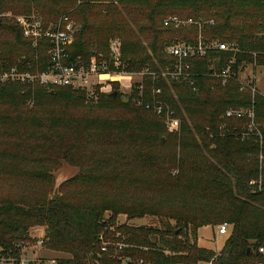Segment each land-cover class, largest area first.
Segmentation results:
<instances>
[{
	"label": "trees",
	"instance_id": "1",
	"mask_svg": "<svg viewBox=\"0 0 264 264\" xmlns=\"http://www.w3.org/2000/svg\"><path fill=\"white\" fill-rule=\"evenodd\" d=\"M21 16L45 28L63 17L79 25L67 64L81 56L115 70L111 42L118 40V71L149 74L127 103L97 89L94 110H122L115 119L79 116L92 99L85 90L0 85V105L14 111L0 116V179L45 189L0 200L3 248L18 254L41 226L44 246L66 255L57 264H264V252L247 254L264 249V97L241 92L233 79L223 86L215 76L228 66L238 75L264 67V0H0V73L51 66L50 40L34 45L24 37ZM173 18L193 23L177 27ZM200 38L236 43L240 52L211 49L190 58L193 86L153 75L175 64L169 45ZM31 99L39 114L27 109ZM159 104L181 119L180 134L168 132L154 112ZM252 107L262 140L247 117H223L229 108ZM63 163L78 174L50 197ZM148 216L157 223H133ZM224 223L230 227L220 252L199 246L202 228Z\"/></svg>",
	"mask_w": 264,
	"mask_h": 264
},
{
	"label": "built area",
	"instance_id": "2",
	"mask_svg": "<svg viewBox=\"0 0 264 264\" xmlns=\"http://www.w3.org/2000/svg\"><path fill=\"white\" fill-rule=\"evenodd\" d=\"M17 22L23 31L24 37L33 40L34 45L40 39L50 40L52 46L49 50V60L51 66L47 70L37 71L35 73L20 72V70L15 67L9 71L0 73V85L6 83H20L25 82L27 84H37L42 87L51 89L55 87H71L75 90H85L90 97H94L98 90L103 91V86L109 84L108 82L114 84L118 83L123 87H131V82L133 79V74L127 72L118 71L120 66V47L121 44L118 40L111 42V54L112 61L115 70H111L109 64L106 61L98 63L95 59L91 61L90 64H85L83 58L78 56L75 63L67 64L68 60V49L73 44L75 33L77 32V27L75 23L68 17H63L59 20L56 25L49 26L45 28L41 21L28 17H18ZM173 22L177 27L181 25L192 24V21H181L178 18H173ZM219 50L223 52H228L232 54H237L240 49L236 43H206L200 40L194 44L186 43H172L166 48V53L168 56L175 59V64L173 67H167L159 75L153 74L156 78L162 77L172 82L180 83H190L193 86L191 79L190 65L188 60L192 57H204L208 50ZM234 60L230 62L233 64ZM256 65L252 66L253 73L250 77H247L249 83H241L240 75L234 73L230 66L223 70L221 73L215 76L221 79L222 85L226 86L230 80H236L240 83L241 92H246L250 90L255 96L257 94L264 97V83L261 82V78L257 77V70L260 67L254 69ZM149 74L147 71L142 72L140 75L144 77ZM262 87V89H260ZM150 109V105L147 106ZM158 115L165 113L164 106L159 104L154 108ZM167 113V112H166ZM173 113L169 110L168 114ZM171 116V115H169ZM224 118H243L247 117L250 120L251 130L258 138L263 139L261 132L257 130L255 125V112L254 107L250 109L246 108H229L225 111ZM170 129L176 130L180 127L178 120H173L169 125ZM264 127V126H263ZM257 182L252 181L250 185L255 186ZM261 184V182H260ZM229 224L224 223L219 226L218 234L227 235L229 230ZM44 246V238L41 240H32L29 242H24L18 245V254H14L11 251L6 250L0 244V264H57L56 259L42 260L37 257H31L29 254ZM105 251L106 249L103 248ZM263 253L264 249H260Z\"/></svg>",
	"mask_w": 264,
	"mask_h": 264
},
{
	"label": "rangeland",
	"instance_id": "3",
	"mask_svg": "<svg viewBox=\"0 0 264 264\" xmlns=\"http://www.w3.org/2000/svg\"><path fill=\"white\" fill-rule=\"evenodd\" d=\"M74 22V21H73ZM76 27L78 28L79 25H77L75 23ZM264 34V30L262 31V33H260L259 35ZM120 56H121V52H120ZM120 62V59H119ZM253 73L252 71V66H249L248 69L241 75H240V82L241 83H249V81H247V77L249 78L250 75ZM257 77L261 78V82L264 83V67L260 68L259 70H257ZM136 79L133 78L132 82H131V87L126 88L123 87L122 85H119V91H118V96H123V98H128L127 96L132 92V90L134 89ZM20 83H24L27 84L25 82H20ZM109 84H106L103 86V93H109L111 94L114 91V84L108 82ZM239 83V82H238ZM240 84V83H239ZM141 89V88H140ZM260 89H262V87H260ZM116 91V90H115ZM158 93H160V91H157ZM27 109L30 111H33L36 114H39V110H35L36 106H35V102L31 99L27 101ZM98 98H96L95 96L92 97V99L90 100H86L84 106L81 107V109H79V111L77 112V114L79 116L81 115H85V114H92L94 113L93 116H98L101 118H105V117H109L111 119H115V118H119L122 114V110H115V111H98V110H94V109H98ZM165 107V113L162 115H158L154 109L152 108V111H154L159 117H161V121L165 123L166 129L168 130L169 133L171 134H180L181 132V124L182 121L179 117H174V111L170 110L173 113L168 114L169 109ZM12 108L8 109L7 107L5 108L4 106L0 105V116L5 114L3 111L6 110L8 112H10L11 115H13L14 111L11 110ZM151 109V108H150ZM167 112V113H166ZM97 113V114H95ZM171 115V116H169ZM184 115V114H183ZM173 120H178L180 123V127L176 130H172L170 129L169 125L171 124V122ZM222 129L225 128V126H221ZM264 128V127H263ZM227 130V129H226ZM249 130H251V125L249 126ZM257 130L259 132H261L258 128ZM228 130L226 131V134H228ZM252 132V131H251ZM225 134V133H224ZM197 139L201 142V138L200 136H197ZM3 141V139H0ZM260 158V162L261 164L263 163L264 158L262 156H259ZM55 174H56V182H64L67 179L71 178L72 176H74L75 174H77L78 172V168L74 167L70 164L67 163H63L62 165H59L56 170H55ZM56 184V183H55ZM55 184H53L51 186V188H49L46 192H49V196L52 197L54 196V192H55ZM35 186V189L34 187ZM33 186L30 183H18L15 182L13 180H9V179H0V200H16L18 199L21 194L24 191H32L34 190V192L40 191L45 192V189L41 188L40 185H36L33 184ZM61 193H59L60 195ZM126 221V217L125 216H121L120 217V222H125ZM133 223H135L136 225H153L157 223V218L155 217H145L143 219H138V220H134ZM218 226H208L205 228H202L199 232V239H198V244L201 247H207V248H211L213 250H215L216 252H220V250L222 249L228 235H219L218 234ZM44 233H45V227H41V226H37L34 227L30 230V235L32 240H41V238H44ZM29 256L31 257H37L38 259H42V260H51V259H58V258H62V257H66L65 254L62 253H57V252H53L50 249H48L46 246H43L41 248H37V250L31 252V254H29ZM126 264V263H124Z\"/></svg>",
	"mask_w": 264,
	"mask_h": 264
},
{
	"label": "water",
	"instance_id": "4",
	"mask_svg": "<svg viewBox=\"0 0 264 264\" xmlns=\"http://www.w3.org/2000/svg\"><path fill=\"white\" fill-rule=\"evenodd\" d=\"M110 96L112 97V98H117L118 97V91H113L111 94H110ZM123 102H125V103H127V102H129V99L128 98H126V99H124L123 100ZM77 174H78V172H77ZM77 174H75L74 176H72L71 178H69V179H67L66 181H64V182H56V174H54V177H55V192H54V195H58L59 194V190H60V187H61V185H63L65 182H67V181H69L70 179H72V178H74ZM247 254H248V256H252V255H261L262 253L260 252V250H254L253 248H249L248 249V252H247Z\"/></svg>",
	"mask_w": 264,
	"mask_h": 264
},
{
	"label": "crops",
	"instance_id": "5",
	"mask_svg": "<svg viewBox=\"0 0 264 264\" xmlns=\"http://www.w3.org/2000/svg\"><path fill=\"white\" fill-rule=\"evenodd\" d=\"M141 74V73H140ZM140 74H133V78H135L136 79V82H135V84H137V83H140L141 81H142V76L140 75ZM200 232V231H199ZM207 248V247H206ZM210 249V248H209Z\"/></svg>",
	"mask_w": 264,
	"mask_h": 264
}]
</instances>
